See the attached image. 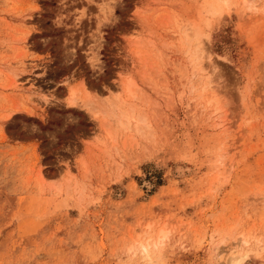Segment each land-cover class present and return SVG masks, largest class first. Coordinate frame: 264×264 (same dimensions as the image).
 Returning <instances> with one entry per match:
<instances>
[{
  "label": "rangeland",
  "instance_id": "1",
  "mask_svg": "<svg viewBox=\"0 0 264 264\" xmlns=\"http://www.w3.org/2000/svg\"><path fill=\"white\" fill-rule=\"evenodd\" d=\"M234 256L264 264V0H0V264Z\"/></svg>",
  "mask_w": 264,
  "mask_h": 264
},
{
  "label": "bare ground",
  "instance_id": "2",
  "mask_svg": "<svg viewBox=\"0 0 264 264\" xmlns=\"http://www.w3.org/2000/svg\"><path fill=\"white\" fill-rule=\"evenodd\" d=\"M70 100H72V101H73V99H72V98H70ZM160 239H161V238H160ZM243 243H245V244H246L247 242H246V241H245V242L243 241ZM243 243H241V244H243ZM237 259H239V258H238V257H236V256H234V257H233L231 260H228V261H229L231 264H238V263H239V262H238L239 260L237 261ZM230 263H229V264H230Z\"/></svg>",
  "mask_w": 264,
  "mask_h": 264
}]
</instances>
